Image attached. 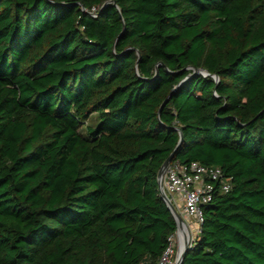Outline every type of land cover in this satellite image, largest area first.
<instances>
[{
	"label": "trees",
	"instance_id": "1",
	"mask_svg": "<svg viewBox=\"0 0 264 264\" xmlns=\"http://www.w3.org/2000/svg\"><path fill=\"white\" fill-rule=\"evenodd\" d=\"M105 1L0 0V264H155L171 152L230 179L180 264H264V0Z\"/></svg>",
	"mask_w": 264,
	"mask_h": 264
},
{
	"label": "built area",
	"instance_id": "2",
	"mask_svg": "<svg viewBox=\"0 0 264 264\" xmlns=\"http://www.w3.org/2000/svg\"><path fill=\"white\" fill-rule=\"evenodd\" d=\"M168 164L162 177L163 190L181 214L184 226L183 229L175 227V231L167 236L155 264H174L182 240L188 238V244L193 241L203 220L202 205L211 200L215 183L221 192L230 188V179L219 166L205 165L197 160L186 163L171 160Z\"/></svg>",
	"mask_w": 264,
	"mask_h": 264
},
{
	"label": "water",
	"instance_id": "3",
	"mask_svg": "<svg viewBox=\"0 0 264 264\" xmlns=\"http://www.w3.org/2000/svg\"><path fill=\"white\" fill-rule=\"evenodd\" d=\"M108 1H105L104 4H106ZM193 72L192 73H200L203 76H207L209 73L208 71H206L205 69H197V68H192ZM211 76L213 77V79H215L216 81H218V78L216 75L211 74ZM169 97L168 95L165 96V98L162 100V102L159 105V109L168 101ZM178 132H179V138H178V142L181 140V130H179L177 128ZM177 142V143H178ZM172 156H173V152H171L162 162L160 165V168L157 171V175H156V181L158 182V194L160 197L163 198L164 202L166 203L167 207L170 210V213H172L174 221H175V227H177L178 229H183L184 226V220L181 216L180 213H177V211L175 210L174 206L172 205L169 197H167V195L165 194L164 190H163V174L165 172L166 167L169 165L168 163L172 160ZM188 238H186V240H184V242L182 243V247L179 246L178 250H177V254L174 260V264H180V261L186 251V249L188 248Z\"/></svg>",
	"mask_w": 264,
	"mask_h": 264
},
{
	"label": "rangeland",
	"instance_id": "4",
	"mask_svg": "<svg viewBox=\"0 0 264 264\" xmlns=\"http://www.w3.org/2000/svg\"><path fill=\"white\" fill-rule=\"evenodd\" d=\"M191 72H193V69H191ZM96 119L97 118H96L95 114L92 113V115H90V118L86 121L85 124L92 125L94 122H96ZM83 129H84V125L80 128V131L83 132Z\"/></svg>",
	"mask_w": 264,
	"mask_h": 264
},
{
	"label": "bare ground",
	"instance_id": "5",
	"mask_svg": "<svg viewBox=\"0 0 264 264\" xmlns=\"http://www.w3.org/2000/svg\"><path fill=\"white\" fill-rule=\"evenodd\" d=\"M182 241H184V240H182ZM182 243H183V242L180 243V246H181V247H182Z\"/></svg>",
	"mask_w": 264,
	"mask_h": 264
}]
</instances>
